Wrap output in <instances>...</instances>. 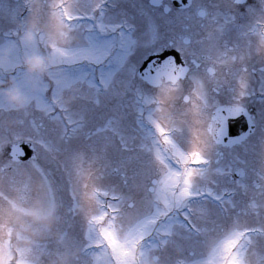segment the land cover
I'll use <instances>...</instances> for the list:
<instances>
[{
	"label": "rangeland",
	"instance_id": "obj_1",
	"mask_svg": "<svg viewBox=\"0 0 264 264\" xmlns=\"http://www.w3.org/2000/svg\"><path fill=\"white\" fill-rule=\"evenodd\" d=\"M94 1L32 0L23 24L17 19L23 7L13 0H5L0 13V101L9 103L0 114L11 121L12 139L39 145V155L27 162L26 171H0L5 181L0 177V264H114L119 249L129 250L126 264H264V188L253 187L250 179L236 178L234 186L228 185L212 170L194 167L183 179L163 175L149 190L151 177L165 172L157 140L169 141L168 151L180 139L185 146V137L177 127L170 133L149 128L148 116L137 109V103L145 109L139 97L147 86L135 76L138 59L174 27L170 17L152 15L144 0L137 9L132 0L111 2L107 31L117 28V33L105 41L107 31H94L85 21L88 12L97 11ZM219 5L228 7L224 0ZM135 9L139 16L132 19ZM53 45L63 57L59 72L71 78L52 79L55 70L44 62ZM14 77L20 81L13 82ZM192 83L189 95L201 94V82ZM100 92L106 95L102 102L96 97ZM164 93L161 87L157 96ZM181 93V88L175 90L176 101L191 103L179 111V118H185L195 100L185 102ZM90 114L103 117L96 141L88 135L94 125ZM38 122L45 125L43 133ZM256 122L259 132L261 121ZM195 139L203 146L205 130ZM137 146L138 163L113 160L121 151L132 155ZM235 153L250 178L263 183L261 146L243 145ZM42 158L54 160L70 187L80 192L81 207L70 214L62 210L68 220L62 218L58 225L54 208L41 203V194L50 187Z\"/></svg>",
	"mask_w": 264,
	"mask_h": 264
},
{
	"label": "flooded vegetation",
	"instance_id": "obj_2",
	"mask_svg": "<svg viewBox=\"0 0 264 264\" xmlns=\"http://www.w3.org/2000/svg\"><path fill=\"white\" fill-rule=\"evenodd\" d=\"M96 1L93 3L98 4V7L95 8L97 11L88 12L85 16V21L93 25L94 31H97V29L102 30V28L107 31L108 5L111 2L117 5L122 0ZM144 1L146 9L152 15L160 12L166 17H170V25H173L174 28L165 32L162 42L158 44L153 42L150 45L148 51L142 55V61L140 62L141 58L138 59L139 66L137 68L139 69L143 65V61L149 56L162 53L175 55V52L177 58H180V61L178 60L179 65L184 67L183 76L178 78L172 76L168 81L164 78H158V83L157 80L154 83L145 82L137 75L135 76L136 81L147 86L145 87V92L141 93L139 97L142 98L145 109L140 103H137V109L142 111L144 116H148L145 120L149 128L170 133L176 130L175 128L177 127L180 132H183L182 135L185 137L183 141L185 146H183L180 139L177 143L171 142L175 150L169 149L168 151H166L169 148L167 143L170 142L157 140L159 142L157 146L161 147V151H164V156H158L160 159L158 162L164 163L165 172L162 174L159 170L158 173L151 177L150 183L152 185H150V191H154V186L159 184V179H162L163 175H171L173 179H183L189 169H194V167H197L195 169L212 170L217 178L225 180L228 185L234 186L236 178L241 180L250 179L253 187L263 189L264 182L259 183V181L251 179L249 172L245 169V165L236 161L235 149L243 145L246 147L249 144L252 146L259 144L263 149L261 163L264 165V101H262L264 100V0H224L228 7L219 5V0ZM132 2L137 9L139 0H132ZM13 3L21 4L20 7H23L17 19L20 20L21 24L25 23V14L32 0H13ZM89 3L91 4L92 2ZM4 8L5 0H3L2 5L0 4V13L5 11ZM217 8L220 9V12L213 14L212 9ZM136 9L134 15L130 16L132 19L139 16V11H136ZM36 14L38 16L40 12ZM62 14L65 15L64 11H62ZM211 24L216 25V27H212ZM205 26L207 30L203 33L202 30ZM210 28L211 30L209 31ZM116 31L117 28L115 31H107V39L105 41H109L110 33ZM65 55L66 51L61 56ZM22 57L25 58L24 63L26 65L25 68H27L26 55ZM45 57L44 64L47 67L52 65L55 70L52 79L57 81L71 78L72 74L66 77V71L59 72L60 62L63 61V57L62 59L60 58L58 45H53V48H49L48 55ZM226 58H230V61L227 65H223L222 62ZM66 60L70 61V54L66 56ZM119 63L121 62L119 61ZM84 73H87V70ZM191 74H195V76H191ZM3 75L4 70L0 68L1 80ZM26 75L27 72L25 77ZM14 78L15 81L13 82L20 81L19 77ZM23 81L24 78L20 82V90L24 87ZM192 82L203 85L201 94L196 91L189 95L188 92L191 91L190 88L194 84ZM95 83L99 85L97 81ZM187 83L190 84L188 85ZM161 87L165 89V97L157 96L158 89ZM169 88L173 89L168 92ZM178 88L182 89L183 94L181 93V95L185 102L192 98L195 100L194 109H191V113L185 118H179V111L182 110L184 112V109L187 110L188 102L181 106L176 101L175 90ZM207 90L212 91V94L210 95ZM185 91L188 92L186 93ZM248 94L251 96H248ZM105 96L102 92L96 95L98 101L101 102L105 99ZM209 100L212 101L211 105L207 103ZM190 104L189 102L188 106ZM8 105L7 101H0V111L4 110ZM229 106L243 107L251 122H253L252 132L240 142L233 141L231 137L226 139L229 127L227 129L223 127L225 118L221 114L223 109ZM4 115L0 114V141H2L0 143V171L2 173H9L18 169L26 171L28 160L14 161L10 157L11 146L15 143L22 144L25 140L12 139L11 121L6 119ZM169 116L174 119L168 123L164 120ZM90 118L91 124L94 125H90L88 135L89 138L96 141L97 136L95 137V133L98 134L102 128L98 122H101L103 117L90 114ZM257 120L261 121L259 132L256 124ZM37 126L43 133L45 129L43 122H38ZM202 129L205 130L207 135L203 146L200 141L195 139L200 135ZM188 134L194 136H189ZM257 138L259 139L257 140ZM36 145H33L36 152L35 159L39 155V145ZM138 148V146L133 147L132 155L123 156L121 151L117 157H113V160L120 163L129 161L128 163L136 164L140 156ZM45 160L48 159L46 158ZM7 162L9 164L5 168ZM42 163L43 166L41 168H44L46 175L49 177L47 181L50 187L41 194V203L46 205L45 207L51 205L54 208V221L58 225L62 218L68 220L65 215L61 214L62 210L66 209L70 214L71 211L76 210L77 205L79 208L81 207V201L78 199L80 192L76 193L74 187H70L69 178L58 171L59 167L54 160L44 162L43 159ZM120 170H123V166L120 167ZM260 174L264 178V170ZM3 175H0L1 181H3L2 184L5 183ZM119 176H123L122 171H120ZM174 190L176 189L174 188ZM181 190L182 188H177L178 192ZM184 195L187 196V194ZM55 228H57L56 225Z\"/></svg>",
	"mask_w": 264,
	"mask_h": 264
},
{
	"label": "water",
	"instance_id": "obj_3",
	"mask_svg": "<svg viewBox=\"0 0 264 264\" xmlns=\"http://www.w3.org/2000/svg\"><path fill=\"white\" fill-rule=\"evenodd\" d=\"M175 55H167L165 53L150 56L143 65L139 68L138 74L141 78L146 79L148 82H158V78H165L169 80L172 76L180 77L184 74V67L177 70L179 61ZM156 85V83H155ZM225 121L223 127L235 137L242 138L247 132L252 129V122L246 110L239 106L226 107L221 114ZM29 143L23 142L22 144L15 143L11 146L10 156L15 161L29 160L34 156L33 150Z\"/></svg>",
	"mask_w": 264,
	"mask_h": 264
},
{
	"label": "bare ground",
	"instance_id": "obj_4",
	"mask_svg": "<svg viewBox=\"0 0 264 264\" xmlns=\"http://www.w3.org/2000/svg\"><path fill=\"white\" fill-rule=\"evenodd\" d=\"M128 255H129L128 249L117 250L116 253L113 255L114 264H126V259Z\"/></svg>",
	"mask_w": 264,
	"mask_h": 264
}]
</instances>
